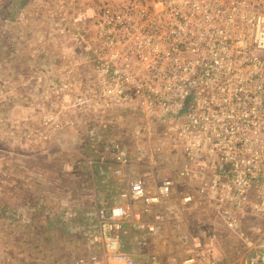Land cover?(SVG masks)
<instances>
[{"label": "built area", "instance_id": "1", "mask_svg": "<svg viewBox=\"0 0 264 264\" xmlns=\"http://www.w3.org/2000/svg\"><path fill=\"white\" fill-rule=\"evenodd\" d=\"M88 1L96 62L90 96L76 103L95 113L116 106L157 113L164 130L155 153L176 144L182 161L172 170L194 191L180 192L166 175L151 192L129 172L125 146L108 140L112 171L124 186L118 202L94 211L89 249L73 264H136L122 238L155 205L172 200L205 204L243 252L223 262L212 235L188 232L178 236L182 255L172 246L168 264H264V0ZM136 154L155 161L145 149ZM153 217L148 232L167 220ZM160 263L149 257L148 264Z\"/></svg>", "mask_w": 264, "mask_h": 264}, {"label": "rangeland", "instance_id": "2", "mask_svg": "<svg viewBox=\"0 0 264 264\" xmlns=\"http://www.w3.org/2000/svg\"><path fill=\"white\" fill-rule=\"evenodd\" d=\"M94 12L93 3L88 0H0V156H8L10 161L15 153L28 148L39 156L35 164L38 172L36 222L29 227L28 236L20 234L27 229L23 225L8 228L7 223L0 224V252L5 253L0 257V264L74 263L95 228L93 213L90 219L80 221L83 207L76 206V201L84 204L95 198V195L91 198L92 178L86 171H89L90 159L99 150L103 152L100 154L105 168L112 166L107 141L114 136L129 154L136 155L140 149H145L147 156L155 160H146L145 164L158 165L164 173L162 176L169 175L182 161L176 144L163 145L161 151L155 153L159 133L164 130L157 113H140L122 106L95 113L76 103L79 96H90L87 90L92 84L96 62ZM98 115L99 125L94 121ZM56 122L62 127L53 132ZM58 136L63 137L64 142L78 145H72L67 152L57 151L55 139ZM102 143L106 144L101 146ZM18 144L22 147L19 152ZM77 151H81L84 161L74 160ZM47 153L52 165L44 163L41 157ZM7 162L5 169L9 171L3 179L0 172L3 186H10L13 175ZM91 168L94 169L92 164ZM45 175H50L51 184L44 181ZM161 178L154 176L149 188ZM179 181L184 183V180ZM180 182L183 191L194 189V183ZM99 183L95 176L94 185ZM101 197L106 200L104 195ZM48 204H51L50 214L39 207L47 208ZM167 209V213L171 210L175 221L173 226L167 224V219L158 230L156 224L153 233L144 227L138 228L143 239L137 243L126 236L122 238L123 248L130 247L136 254V264H148L151 255H156L160 264H166V255L172 246L181 252L185 245L180 241L172 243L173 238L180 237L178 233L212 235L217 255L223 262L243 252L242 242L224 228L218 215L205 204L171 203ZM192 211H197L195 218L190 214ZM146 216L149 222L154 220L153 215ZM258 221L264 224V217H259ZM5 231L13 236L10 246L4 241ZM24 237H30V241Z\"/></svg>", "mask_w": 264, "mask_h": 264}, {"label": "crops", "instance_id": "3", "mask_svg": "<svg viewBox=\"0 0 264 264\" xmlns=\"http://www.w3.org/2000/svg\"><path fill=\"white\" fill-rule=\"evenodd\" d=\"M94 121H96V123H98V125H99V122H100L99 115L94 117ZM90 124L93 125V122ZM110 135H111V137L114 136V135L112 136L111 133H110ZM113 138L116 139L115 136ZM97 140H100V139L98 138ZM118 142L121 143L120 141H118ZM19 144L16 147L18 149V152L22 148L21 145H19ZM105 144L106 143H102L101 146H103ZM121 144L124 146L123 143H121ZM72 145L77 146L78 143L72 144L69 141L64 142L63 137H59V136L55 139V146H56L57 151L67 152V150L72 149V147H71ZM60 147H61V149H59ZM99 151L101 152L102 150H99ZM100 152L95 154L94 156H92V158L90 159V162H91L90 166L87 165V166H89V171H86V173H89V175L91 174V178H92L91 179L92 180L91 181V188H93V191H91L93 193V194L91 193V195H92L91 198H93V195H95L94 196L95 198L91 199L90 201L87 200V202H85L84 204H83V201H78V200L76 201L78 203V204H76V206L80 205L81 208L83 207V211L89 213V214L88 213L84 214V212L82 211V215H81L82 217H81L80 221H83L84 219H87V218L90 219L92 217L90 215L92 213L94 214V211L96 210L97 207L109 205V204L114 203V202H118L117 193H118L119 189L124 186V183L122 184V186L121 185L118 186L117 183L120 182V179L116 175H114V173L112 171V166L107 165V169H106L105 168L106 165L102 164L103 162H102ZM101 153H103V152H101ZM81 154H82L81 151H77V153L75 155V159H74L76 162L85 160V159H83L84 157H82L83 155H81ZM48 156H49V153H47L46 155H43L41 157L43 158L44 163L47 162L48 165H52V159H50V157H48ZM52 156H53V153H52ZM64 156L67 157L66 153H64ZM38 157L39 156H37V153L30 150V148H28L25 152H22V153L19 152L17 154L15 153L14 157L11 158L10 161H8L9 160L8 156H0L1 178L3 179L4 176L7 175L6 171H9V169H5V166L7 167V165L4 163L7 161H8L7 162L8 165L11 167L12 174H13L11 176L12 180H11L10 186H3L0 184V224L6 225V223H7L6 226L8 228L15 227L16 225L17 226L23 225V226L27 227V229H23L20 234L27 235V236L30 234L29 227L33 226L36 222V209H37L36 206L37 205H36L35 194L37 192H36L35 180H36V174L38 172L36 171L37 167L35 166V164H36ZM129 158H130V162H131V166L128 169L129 172L132 175L141 176L144 179V181L146 182L148 189L152 192L154 187L152 186L151 188H149V184H150L149 181L154 176L157 178L158 177H164V176H162V175H164V173H161V170H159L158 165L150 166V165L145 164V163H147L146 157H141L139 154L135 155V154L131 153V154H129ZM91 164H92V166H94V169H92L93 167L91 168ZM154 168H158V169L154 170ZM104 169H106V170H104ZM63 172H64V170H63ZM66 175H69V172H66ZM169 175L173 176V178L175 179V182L177 183V185L179 187L178 188L179 191L185 192L182 190V186L179 185L180 181L177 182L178 179H180V178H178L176 172L172 170ZM95 176L100 181L98 186L94 185ZM44 179H45L44 181L47 184H51L50 175H47V176L45 175ZM181 180H183V179H181ZM180 183H182V182H180ZM189 183H190L189 181H184V183H182V184L189 185ZM78 187H79V185H76V188H78ZM186 190H188V189H186ZM190 191L192 192V191H194V189L190 190ZM101 195H104L106 197L105 201H103V198L101 197ZM77 197H78V194H76V199H78ZM171 203H173V205L178 204L174 200L165 201L163 204L155 205L154 206V212L164 213L165 218L168 219V221L166 220L167 224H170L171 226H173L175 221L171 215V210L169 213H167V210H168L167 208L170 207ZM48 205H50V206L47 208H44L42 205H39V207L43 208V211L47 210L49 212V211H51V204H48ZM195 213H197V211H192V213H190V214L192 215V217L195 218V216H194ZM49 214H50V212H49ZM150 214L154 215L153 212ZM89 216H90V218H89ZM146 217L147 216L144 215V217H142V219H141V221L144 222V224L141 223L139 225H131L129 227L128 233L131 232L132 235L129 236V234H128V235H126V237L130 241L137 243L143 239L142 235L140 234V232H137V230H138V228H142V227L146 228L145 223H150ZM94 219H95V216H94ZM198 219H199V217H198ZM151 222H154V220H152ZM156 224H157V230H158V226H160V224L162 225L165 223L164 222H160V223L157 222ZM156 224H155V226H156ZM94 230H96V222H95ZM2 232H4V231H2ZM153 232H155V229ZM153 232H151V233H153ZM134 233H137V234H134ZM5 234H6L5 238L2 235H1V237L4 238V241H7L8 245H9L12 241H14L13 238L12 239L10 238L13 236L9 234V231H7ZM178 234L180 236H183L180 233H178ZM24 238H27L30 241V237H24ZM174 241L178 242V236H177V238L172 239L173 244H174ZM89 246L90 245L86 243L81 254L86 252L89 249ZM124 250L125 251H132L133 249L128 247ZM0 251H1V249H0ZM4 254L5 253L0 252V257H3ZM21 255H23V254L21 253ZM158 259H160V257H158ZM166 264H168L167 255H166Z\"/></svg>", "mask_w": 264, "mask_h": 264}]
</instances>
